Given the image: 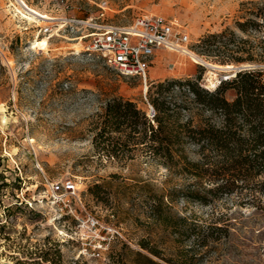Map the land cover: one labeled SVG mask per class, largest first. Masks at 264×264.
I'll return each instance as SVG.
<instances>
[{
    "label": "rangeland",
    "instance_id": "374dc122",
    "mask_svg": "<svg viewBox=\"0 0 264 264\" xmlns=\"http://www.w3.org/2000/svg\"><path fill=\"white\" fill-rule=\"evenodd\" d=\"M263 1L0 0V264H264V186L207 194L204 202L185 193L206 192L213 183L157 160L144 125L133 137L125 125L114 137L98 135L112 96L130 98L147 113L153 83L192 77L207 87L208 67L186 53L161 50L145 85L106 64L88 34L97 30L92 23L163 14L189 34L196 55L239 65L249 61L222 62L203 53L200 41L227 27L246 36L236 22ZM24 3L52 18L30 21ZM262 31L253 29L251 37ZM44 37L49 50L32 49ZM225 73L217 72L219 84L235 74ZM175 93L183 97L179 88ZM234 94L226 90L228 98ZM190 113L184 110L182 118ZM186 152L201 158L193 143ZM66 179L79 187L72 213L49 190V181ZM88 215L109 232L102 256L92 253L96 228L78 225Z\"/></svg>",
    "mask_w": 264,
    "mask_h": 264
},
{
    "label": "trees",
    "instance_id": "16d2710c",
    "mask_svg": "<svg viewBox=\"0 0 264 264\" xmlns=\"http://www.w3.org/2000/svg\"><path fill=\"white\" fill-rule=\"evenodd\" d=\"M249 13L245 20L236 22L246 36L227 27L204 35L199 45L203 53L217 55L222 62L249 61L258 66L238 71L215 89L204 87L192 77L153 83L148 99L157 111L156 124L134 100L114 95L106 103L98 131L99 136L107 132L110 138L125 125L133 137V132L144 125L157 160L176 173H191L213 183L205 187L206 192L197 188L185 193L204 202L209 201L207 194H228L238 187L259 190L264 186L259 178L264 173V1ZM253 29L263 33L252 38ZM176 88L183 96L180 100ZM229 88L235 89L232 98L226 96ZM184 110L194 113L182 118ZM188 143L199 147V160L189 157Z\"/></svg>",
    "mask_w": 264,
    "mask_h": 264
},
{
    "label": "built area",
    "instance_id": "2783aa9c",
    "mask_svg": "<svg viewBox=\"0 0 264 264\" xmlns=\"http://www.w3.org/2000/svg\"><path fill=\"white\" fill-rule=\"evenodd\" d=\"M95 25H98L97 30L88 33L91 37L90 47L98 51L106 64L121 75L137 78L145 85L150 82V69L161 50L182 52L189 48V34L174 19L163 14L140 15L127 24H91L93 27ZM156 113L155 107L149 104L147 114L153 121ZM49 190L52 201L58 204L60 209L66 208L68 213L74 212L71 202L79 195V187L75 181H49ZM83 224L88 228H96L97 236L92 253L102 256L109 248V232H103L100 220L94 215H88L84 221L80 220L78 223L79 226Z\"/></svg>",
    "mask_w": 264,
    "mask_h": 264
},
{
    "label": "bare ground",
    "instance_id": "6f19581e",
    "mask_svg": "<svg viewBox=\"0 0 264 264\" xmlns=\"http://www.w3.org/2000/svg\"><path fill=\"white\" fill-rule=\"evenodd\" d=\"M24 4L27 6L28 13L26 15L30 21H35V20L38 21V17H40L41 19H45V20L52 18L48 14L43 13L33 7L28 6L26 3ZM175 22H177L176 19H175ZM49 48H50V37L39 38L32 43V49L42 50L45 52V51H48ZM167 52H170V51H167ZM181 53L188 54L190 56V60L194 62H201L208 67L207 74H206V80H207L206 86L211 89H214L219 84L220 79L217 75V72L219 71L227 72L224 74L225 78L230 77V75L233 72H235L233 68L235 66L234 64H220V63L208 61L204 59L203 57L196 55L195 52L190 50L189 48L187 50H183ZM183 64L185 63L182 62L181 65ZM147 87L148 86H145L146 90H147Z\"/></svg>",
    "mask_w": 264,
    "mask_h": 264
},
{
    "label": "water",
    "instance_id": "95a60500",
    "mask_svg": "<svg viewBox=\"0 0 264 264\" xmlns=\"http://www.w3.org/2000/svg\"><path fill=\"white\" fill-rule=\"evenodd\" d=\"M256 66H258L257 64H255V63H250V62H247V63H241V64H239V65H235L233 68H234V70H235V74L234 75H236V73L238 72V71H240V70H243V69H246V68H253V67H256ZM233 75V76H234ZM4 264H12L11 262H9V261H6Z\"/></svg>",
    "mask_w": 264,
    "mask_h": 264
},
{
    "label": "crops",
    "instance_id": "0c3cea01",
    "mask_svg": "<svg viewBox=\"0 0 264 264\" xmlns=\"http://www.w3.org/2000/svg\"><path fill=\"white\" fill-rule=\"evenodd\" d=\"M234 96V95H233Z\"/></svg>",
    "mask_w": 264,
    "mask_h": 264
}]
</instances>
